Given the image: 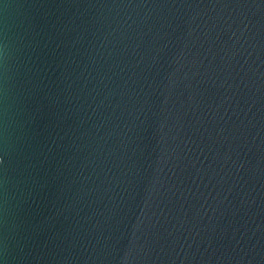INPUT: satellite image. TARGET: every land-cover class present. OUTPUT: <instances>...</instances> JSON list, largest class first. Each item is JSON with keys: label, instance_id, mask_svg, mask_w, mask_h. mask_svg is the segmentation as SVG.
<instances>
[{"label": "water", "instance_id": "95a60500", "mask_svg": "<svg viewBox=\"0 0 264 264\" xmlns=\"http://www.w3.org/2000/svg\"><path fill=\"white\" fill-rule=\"evenodd\" d=\"M0 264H264V0H0Z\"/></svg>", "mask_w": 264, "mask_h": 264}]
</instances>
